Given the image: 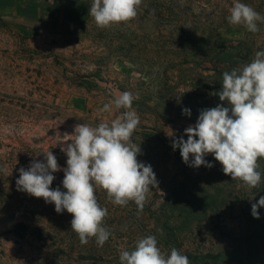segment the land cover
<instances>
[{
	"label": "rangeland",
	"instance_id": "374dc122",
	"mask_svg": "<svg viewBox=\"0 0 264 264\" xmlns=\"http://www.w3.org/2000/svg\"><path fill=\"white\" fill-rule=\"evenodd\" d=\"M240 2L264 15V0ZM232 6L142 0L133 20L101 28L89 15L91 0H0V264H120L121 250L148 235L162 253L175 247L190 264H264V207L259 219L251 215L264 196V158L261 183L248 190L212 154L211 168H195L172 147L187 140L184 130L201 110L228 106L216 95L222 74L264 51V23L257 33L229 24ZM124 91L139 97L132 140L158 184L139 215L134 202L115 205L97 187L111 235L102 247L95 237L81 244L71 214L17 189L19 169L46 162L48 151L67 167V135L79 123H110L124 109H100ZM53 175L50 187L66 191L64 172Z\"/></svg>",
	"mask_w": 264,
	"mask_h": 264
},
{
	"label": "clouds",
	"instance_id": "9594fccd",
	"mask_svg": "<svg viewBox=\"0 0 264 264\" xmlns=\"http://www.w3.org/2000/svg\"><path fill=\"white\" fill-rule=\"evenodd\" d=\"M141 4L142 0H91L89 15L98 27L105 28L133 20ZM229 12V24L243 26L251 33L260 31L258 22L264 23V15L240 0H233ZM216 95L228 106L218 104L201 110L196 123L184 130L187 140L183 136L174 139L172 147L179 148L183 162L195 168H211L213 165L205 157L212 154L225 175L239 180L248 190L257 188L262 179L258 159L264 158V51H257L250 63L225 71L222 89ZM138 98L129 91L120 92L100 109L104 113L124 109L110 123L76 124L65 140L70 143L61 148L67 167L61 169L57 158L48 151L43 153L46 162L33 160L27 169H19L17 189L53 203L58 214L65 210L71 214V231L81 244L95 237L102 247L111 235L103 226L108 212L98 203L97 187L106 190L115 205L134 202L138 215L149 192L157 187L151 165L138 161L141 149L132 140L140 124L133 109V101ZM182 114L190 116L191 111L184 108ZM61 170L66 191L50 187L55 179L53 173ZM261 207L264 196L251 206L254 218H260ZM119 259L120 264H190L189 258L175 247L170 255L162 253L154 235L138 239L132 250H121Z\"/></svg>",
	"mask_w": 264,
	"mask_h": 264
},
{
	"label": "trees",
	"instance_id": "16d2710c",
	"mask_svg": "<svg viewBox=\"0 0 264 264\" xmlns=\"http://www.w3.org/2000/svg\"><path fill=\"white\" fill-rule=\"evenodd\" d=\"M18 227H21L23 231H26L27 228H28V226L25 225L24 223H20V224L18 225Z\"/></svg>",
	"mask_w": 264,
	"mask_h": 264
}]
</instances>
